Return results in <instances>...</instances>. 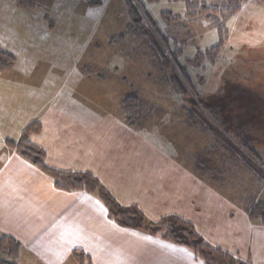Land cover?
Returning a JSON list of instances; mask_svg holds the SVG:
<instances>
[{
	"label": "rangeland",
	"instance_id": "1",
	"mask_svg": "<svg viewBox=\"0 0 264 264\" xmlns=\"http://www.w3.org/2000/svg\"><path fill=\"white\" fill-rule=\"evenodd\" d=\"M134 2L154 53L140 34L115 53L118 41L111 38L132 22L125 0H34L27 8L0 0V20L29 25L2 46L16 68L35 66L42 82L123 118L121 100L136 92L142 106L128 117L134 127L124 121L130 128L162 135L189 164L200 154L207 169H191L229 198L264 201V0H249L227 19L189 16L185 0ZM222 2L198 5L221 8ZM220 28L226 40L213 62L206 52L218 43ZM0 156L7 157L1 147ZM0 257L8 258L2 251ZM24 257L11 260L23 264Z\"/></svg>",
	"mask_w": 264,
	"mask_h": 264
},
{
	"label": "crops",
	"instance_id": "2",
	"mask_svg": "<svg viewBox=\"0 0 264 264\" xmlns=\"http://www.w3.org/2000/svg\"><path fill=\"white\" fill-rule=\"evenodd\" d=\"M18 25L1 18L3 50L7 39L16 41L29 26ZM66 70L61 73L67 81ZM39 73L35 66L0 70V147L7 153L0 156V233L19 239L23 264H76L73 250L88 254L91 264H206L185 247L119 226L97 194L56 187L52 177L6 145L32 122L41 125L31 142L45 151L47 166L90 173L149 221L181 217L211 246L264 264V224L249 217L241 200L222 194L193 164L175 157L162 135L130 128L120 113L94 108L91 99L44 83Z\"/></svg>",
	"mask_w": 264,
	"mask_h": 264
},
{
	"label": "trees",
	"instance_id": "3",
	"mask_svg": "<svg viewBox=\"0 0 264 264\" xmlns=\"http://www.w3.org/2000/svg\"><path fill=\"white\" fill-rule=\"evenodd\" d=\"M128 9L132 16V22L129 23L127 30L118 36H113L111 42L118 41L116 44L120 53L121 44L124 40L131 35H141L145 37V41L150 46L147 39L146 25H139L140 21L143 23V17L138 9L134 0H125ZM187 3L189 16H206L207 18H214L218 14L223 15L224 19L231 17L240 11L242 5L249 0H223L221 8L218 7H200L198 5L199 0H185ZM18 4L21 7L27 8L34 5V0H18ZM52 26V25H51ZM146 27V28H145ZM224 33L223 29H219V41L216 45L211 47L207 52V57L213 62L218 58L220 50L225 42V37H222ZM136 35V36H137ZM154 44V43H153ZM153 49V53H154ZM215 57V58H214ZM16 58L13 54L3 50L0 46V70L8 71L15 64ZM84 73L92 74L91 69L83 67ZM97 77H100V75ZM142 106L139 95L136 92H130L125 98L121 100V110L125 113L124 120L130 126L134 127L135 124L128 119L133 112L140 113L138 107ZM135 114V113H134ZM212 129V128H210ZM41 130V125L36 122H32L21 133L17 141L6 140V145L13 149L20 157L28 161L32 165L38 167L47 175L54 179L56 187L67 191L84 190L90 193H96L102 203L105 205L108 213V217L115 223L123 228L140 230L150 235L159 236L169 242L176 245L185 247L193 251L199 258H201L206 264H252L247 261L239 260L233 257L231 254L211 246L203 237L197 232L193 223L182 219L181 217L171 215L165 216L157 222H151L147 220L144 213L134 205L122 206L120 205L109 190L104 187L100 181L90 173L82 172H66L51 168L45 163V151L31 142V135L38 133ZM213 130V129H212ZM196 161H194V170L202 171V168L206 166L202 165L200 154H195ZM203 166V167H202ZM207 169V168H206ZM211 172V171H210ZM197 173V172H196ZM214 174L213 172H211ZM198 174V173H197ZM248 199V200H247ZM243 200H247L244 209L248 213L251 219H258L264 224V202L256 203L254 197H245ZM244 204V203H243ZM21 243L10 235H3L0 237V251L4 252L8 258L0 257V264H16L11 259L17 258L20 252ZM72 256L76 264H91L90 256L82 250H73Z\"/></svg>",
	"mask_w": 264,
	"mask_h": 264
}]
</instances>
